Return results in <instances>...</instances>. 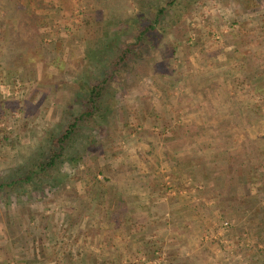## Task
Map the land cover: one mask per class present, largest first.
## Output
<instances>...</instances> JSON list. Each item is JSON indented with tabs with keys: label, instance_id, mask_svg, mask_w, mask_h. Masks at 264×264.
Returning <instances> with one entry per match:
<instances>
[{
	"label": "rangeland",
	"instance_id": "obj_1",
	"mask_svg": "<svg viewBox=\"0 0 264 264\" xmlns=\"http://www.w3.org/2000/svg\"><path fill=\"white\" fill-rule=\"evenodd\" d=\"M109 1L115 37L143 0ZM66 2L30 1L44 18L31 51L7 42L19 8L0 0V178L82 109L79 86L111 55L108 10ZM178 14L107 89V118L61 184L0 193V264H264V0H188Z\"/></svg>",
	"mask_w": 264,
	"mask_h": 264
},
{
	"label": "trees",
	"instance_id": "obj_2",
	"mask_svg": "<svg viewBox=\"0 0 264 264\" xmlns=\"http://www.w3.org/2000/svg\"><path fill=\"white\" fill-rule=\"evenodd\" d=\"M30 1L16 0L13 3L14 1L10 0V3L19 8V28L8 37L7 42L32 51L43 44V39L39 40L38 37L41 34L39 27L43 24L44 18L30 9L32 4ZM66 1L68 0H44L45 3L59 8L63 7L67 3ZM93 1L108 10L102 35L106 43L104 48L110 50L111 55L108 56L104 64L97 66L96 72L89 78L86 87L79 86L76 99L81 102L82 109L77 113H70L65 122L57 124L58 132H48L47 135H44L43 141L40 142L43 144L37 147L26 163L21 164L16 174L0 178V193L16 190L26 193L30 189L40 190L42 185L47 182H51L54 187L61 184V180L55 173L60 165L68 159L77 160L78 157L75 155L69 157L72 155V150H77V140L84 137L85 141L86 130H92L94 126L104 122L107 118L108 108L104 107L103 102L107 89L118 76L136 70L140 62L144 60V53L150 52L152 46L158 45L157 41L161 37L159 30L163 29V23L167 16L180 17L178 13L188 2V0H143L137 2V8L123 24V28L127 31L125 32L122 28L118 29L115 32V37H110V28L113 25L110 1ZM24 2L28 4L29 12L21 7ZM124 36L128 37L125 41L123 40ZM83 77L86 75L84 74ZM3 113L4 111L1 110L0 115ZM88 146L93 148L94 140L91 139ZM85 166L88 183L99 185L104 183L99 180L101 172H96L91 165L85 164ZM105 181L108 182L109 179L106 178ZM115 198L117 197L115 196ZM58 261H60L58 256H54L51 264H59ZM74 263L75 259H71L70 264Z\"/></svg>",
	"mask_w": 264,
	"mask_h": 264
},
{
	"label": "crops",
	"instance_id": "obj_3",
	"mask_svg": "<svg viewBox=\"0 0 264 264\" xmlns=\"http://www.w3.org/2000/svg\"><path fill=\"white\" fill-rule=\"evenodd\" d=\"M236 96H237V95H235V97H236ZM236 99L238 100V98H236ZM167 179H168V178H167ZM142 195H143V194H142ZM148 201H149V199H146V198H145V200H144V198H143V202L138 203V205L141 206V207H145V206L147 207V205H149V204H148ZM134 206H135V205H134ZM134 206H132V207H134Z\"/></svg>",
	"mask_w": 264,
	"mask_h": 264
}]
</instances>
